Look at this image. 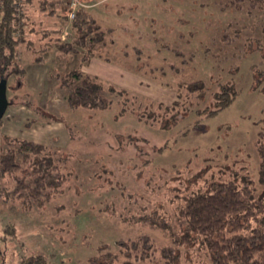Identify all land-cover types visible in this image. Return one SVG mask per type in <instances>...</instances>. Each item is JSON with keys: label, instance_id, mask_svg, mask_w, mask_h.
<instances>
[{"label": "rangeland", "instance_id": "obj_1", "mask_svg": "<svg viewBox=\"0 0 264 264\" xmlns=\"http://www.w3.org/2000/svg\"><path fill=\"white\" fill-rule=\"evenodd\" d=\"M33 1L24 22L33 49L19 48L26 73L8 83L0 147L19 138L59 148L68 178L43 206L0 195V264L36 256L48 264H88L107 245L115 264H165L159 253L145 262L122 255L120 244L142 235L158 248L171 245L169 232L127 218L158 211L178 233L182 196L206 189L213 175L226 179L245 168L258 185L264 12L229 0H82L106 35L79 45L61 0L52 2L55 13ZM257 40L263 47L250 51L248 43ZM79 68L138 100L115 98L105 110L72 108L67 97L79 81L69 74ZM198 80L206 84L204 96L189 95L187 84ZM219 85L235 86V100L213 116L198 115L214 107ZM176 102L185 113L176 126L148 121L153 104ZM202 170L204 180L195 183ZM13 186L11 177H0V191ZM180 251L177 264H211L199 243Z\"/></svg>", "mask_w": 264, "mask_h": 264}, {"label": "trees", "instance_id": "obj_2", "mask_svg": "<svg viewBox=\"0 0 264 264\" xmlns=\"http://www.w3.org/2000/svg\"><path fill=\"white\" fill-rule=\"evenodd\" d=\"M53 1L55 0H43L42 10L51 7V12L55 13ZM31 2L32 0H0V82L7 80L8 84L13 75L24 76L26 73L25 69L19 66L21 60L19 48L26 44L29 49H33V42L28 40L24 24L28 16L25 10ZM61 2L64 10L68 11L66 0ZM229 2L237 8H242L243 3H248L249 12L253 10L264 12V0H229ZM19 12H21L20 16ZM70 21L72 29L79 33L77 42L79 45H84L88 37L89 42L94 44L101 43L105 38L106 31L86 11V8H81L76 18ZM262 47L261 40L248 43L250 51ZM61 49L65 50L62 47ZM70 78L79 81V86L67 97L69 105L74 109L105 110L112 107L115 98L123 102L133 98V103L138 100L128 91L107 86L97 78L84 73L80 68L70 72ZM68 83L66 80L63 81L64 85ZM187 88L189 95L198 93L204 96L207 90L206 84L201 80L187 84ZM218 89L214 96V107L197 112L198 115L210 117L217 114L228 107L238 94L233 85H219ZM149 104L151 103L147 102L146 106ZM178 107V102L166 108H156L153 104L152 108L155 110L148 121L156 123L155 118H162V128H172L185 116L184 109L180 112ZM135 114L139 118L142 117L140 111H136ZM163 118H169L171 121L166 122ZM6 145L7 149L0 147V177H11L14 186L9 190L6 188L1 190L0 195L18 199L24 206H31L33 203L43 206L52 200L68 178L62 170L63 157L60 149L19 138H7ZM257 148L260 158L258 185L245 168L234 170L232 177L226 179L218 177L215 180L212 178L213 175L205 181L206 189L200 188L185 197L182 196L183 202L177 208L178 222L182 227L178 233L174 232L169 218L158 211L126 217L125 221L130 223H144L169 232L171 245L158 248L150 236L142 235L121 243L122 255L129 260L145 262L159 253L165 264H177L181 259V248L187 249L199 243L211 264H264L263 132L259 134ZM206 174L207 170H202L195 176L194 182L204 180ZM117 258V254L109 250L107 245L101 247L98 254L89 259L88 264H115ZM20 264H48V260L44 256H36Z\"/></svg>", "mask_w": 264, "mask_h": 264}, {"label": "water", "instance_id": "obj_3", "mask_svg": "<svg viewBox=\"0 0 264 264\" xmlns=\"http://www.w3.org/2000/svg\"><path fill=\"white\" fill-rule=\"evenodd\" d=\"M7 80H2L0 82V121L4 117L8 107H9V99L7 95Z\"/></svg>", "mask_w": 264, "mask_h": 264}, {"label": "built area", "instance_id": "obj_4", "mask_svg": "<svg viewBox=\"0 0 264 264\" xmlns=\"http://www.w3.org/2000/svg\"><path fill=\"white\" fill-rule=\"evenodd\" d=\"M66 4L69 7V11L67 12V16L69 20H74L76 18L77 12L87 6L82 0H66Z\"/></svg>", "mask_w": 264, "mask_h": 264}, {"label": "crops", "instance_id": "obj_5", "mask_svg": "<svg viewBox=\"0 0 264 264\" xmlns=\"http://www.w3.org/2000/svg\"><path fill=\"white\" fill-rule=\"evenodd\" d=\"M33 1V0H32ZM34 3V1L32 2V4Z\"/></svg>", "mask_w": 264, "mask_h": 264}]
</instances>
